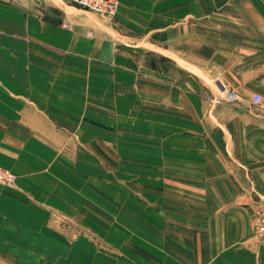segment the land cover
<instances>
[{
    "label": "crops",
    "instance_id": "1",
    "mask_svg": "<svg viewBox=\"0 0 264 264\" xmlns=\"http://www.w3.org/2000/svg\"><path fill=\"white\" fill-rule=\"evenodd\" d=\"M118 4L0 0V264H264V0Z\"/></svg>",
    "mask_w": 264,
    "mask_h": 264
},
{
    "label": "rangeland",
    "instance_id": "2",
    "mask_svg": "<svg viewBox=\"0 0 264 264\" xmlns=\"http://www.w3.org/2000/svg\"><path fill=\"white\" fill-rule=\"evenodd\" d=\"M62 1L64 4L69 5V6H73L74 8L88 10L90 12H93L97 16L105 19L110 24L115 22L116 12L113 15L107 16V15L101 14V13L94 11V10L78 7L76 5L69 3L67 0H62ZM117 2H118V0H117ZM117 8H118V6H117ZM116 11H117V9H116ZM205 20L208 22L209 16L206 17ZM138 49L140 50V51H137L138 54L134 53V54H136L135 55L136 57H134V58H136L135 62H136L137 67H138L137 76H138V74H139V76H144V74L141 73V71L143 70V67H149L151 69H157V70H161L162 68H168L173 73L177 72V66L174 65L170 59H167L158 53L156 54L154 52L152 53L151 51H147V50H145L144 47H139ZM201 82L203 83V85H205V87H207V89H212L214 91V93L221 94V95L224 94L225 96L224 95L223 96L225 97L226 100H235L234 94L232 92H230V91H227L226 93H223L222 91L219 92V90H224L223 86L219 83V81H216V80L213 81V80H211L210 77L207 76V77L201 78ZM203 92L205 93L204 94L205 96H212L213 95L211 92H206V91H203ZM250 102H251V99H250ZM14 176L16 179L15 174H14ZM14 182H15V180H14ZM258 211H264V209L260 206L258 201L254 199L253 200V226H252L253 229H252V232H253V236L255 237L257 242H264V235L258 237L254 234L256 212H258Z\"/></svg>",
    "mask_w": 264,
    "mask_h": 264
},
{
    "label": "built area",
    "instance_id": "3",
    "mask_svg": "<svg viewBox=\"0 0 264 264\" xmlns=\"http://www.w3.org/2000/svg\"><path fill=\"white\" fill-rule=\"evenodd\" d=\"M67 1L78 7L94 10L107 16L113 15L116 12L118 6L117 0H67ZM250 99L253 104H256L259 102V95L253 93ZM14 180H15L14 174L9 169L2 167L0 165V185L8 188L13 187ZM254 234L258 237L264 235V211L256 212Z\"/></svg>",
    "mask_w": 264,
    "mask_h": 264
},
{
    "label": "bare ground",
    "instance_id": "4",
    "mask_svg": "<svg viewBox=\"0 0 264 264\" xmlns=\"http://www.w3.org/2000/svg\"><path fill=\"white\" fill-rule=\"evenodd\" d=\"M13 186H14V184H13Z\"/></svg>",
    "mask_w": 264,
    "mask_h": 264
}]
</instances>
